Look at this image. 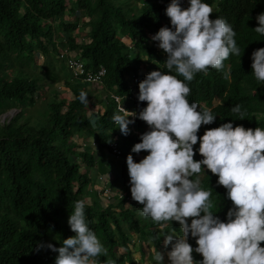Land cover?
Returning a JSON list of instances; mask_svg holds the SVG:
<instances>
[{"label": "trees", "instance_id": "16d2710c", "mask_svg": "<svg viewBox=\"0 0 264 264\" xmlns=\"http://www.w3.org/2000/svg\"><path fill=\"white\" fill-rule=\"evenodd\" d=\"M202 2L213 8L210 19L221 17L232 25L238 46L251 53L264 46V36L254 30L259 26L256 17L264 13V0ZM67 15L74 20L66 22ZM78 25L88 29L81 42L75 37ZM164 26L167 25L163 9L156 0H0V108L33 105L39 93L48 89L45 85L62 82L71 94L70 99H58L56 89L50 88L43 121L30 123L21 111L10 121L0 122V264H55L58 253L46 248L37 250V245L51 243L59 248L64 239L75 235L68 220L79 200L85 202L89 227L108 250L106 256L98 257L100 264H134L133 234L152 242L155 249L163 248L160 240L153 239L157 224L151 218L140 231L137 216L133 222L124 224L125 213L133 214L124 207L125 198L105 208L95 198L87 203L85 193L91 182L90 171L96 168V155L83 146L79 148L72 138L86 133L100 151V157L111 141L119 139L127 149L125 163L129 154L139 162L131 149L140 138L119 131L112 119L118 112L116 104L108 97L100 102L103 109L99 106L94 119L87 116L89 105L95 107V103L82 104L78 97L81 91L88 94L86 85L54 71L58 50L53 43L58 41L70 53L76 52L87 64V70L103 67L104 91L125 98L124 104L138 113L147 106L146 102L138 101L139 82L151 71L168 72L164 64L167 54L151 44V37ZM61 32L63 38L56 37ZM124 37L130 40L131 47L122 41ZM243 47L241 62H235L234 58L223 71L209 69L206 74L197 73L189 84L190 103L217 102L213 114L218 118L204 125L206 130L229 123L230 118H236L234 127L264 129V82L247 72ZM37 52L49 58L43 78L27 70ZM143 62L147 69L142 74L138 66ZM229 68L231 78L225 79L224 71ZM170 74L176 75L174 71ZM178 78L183 80L182 76ZM237 104L247 112L243 120L231 111ZM134 127L139 131L149 128L138 118ZM198 148L199 145L194 149L197 161L201 160ZM139 154L148 155L144 151ZM118 177L114 174L113 181ZM122 178L121 188L130 189V177L122 175ZM200 180L201 187L212 192L213 213L227 222V211L232 207L227 190L217 184L218 177L209 170ZM167 229L181 235L178 222L167 224ZM189 239L193 243L197 238L189 234ZM261 246L264 247V242ZM202 259L201 254L196 257Z\"/></svg>", "mask_w": 264, "mask_h": 264}, {"label": "clouds", "instance_id": "9594fccd", "mask_svg": "<svg viewBox=\"0 0 264 264\" xmlns=\"http://www.w3.org/2000/svg\"><path fill=\"white\" fill-rule=\"evenodd\" d=\"M185 1L183 7L182 0L169 1L166 9L161 6L167 26L151 37V44L167 54L164 64L168 72L151 71L139 82L138 101L146 102L147 106L136 113L124 104L125 98L105 94V98L113 101L111 96L120 99L119 107L114 101L118 112L112 119L123 135L131 132L140 138L131 149L140 160L135 162L131 154L126 158L130 189L124 190L120 185L118 193L114 194L105 185L101 189L94 188V198L107 202L100 205L102 208L116 205L125 198L124 207L131 209L134 203L138 219L151 218L157 224L153 229L157 235L153 239L160 240L163 248L155 249L152 242L140 240L133 234L134 246L143 249L142 254L137 247V252L134 249L131 252L134 264H164L165 258L170 264H264V247L261 246L264 242V129L234 127L236 118H230L229 123L206 130L204 125L218 118L213 114L217 102L208 105L188 100L189 84L197 73L206 74L209 69L223 71L234 58H237L235 62H241L243 46L237 45L236 32L224 18L210 19L213 8L209 4L202 0ZM256 20L259 26L254 30L264 36V13ZM57 50L58 60L69 72L66 58L81 62L88 72L104 69L87 70V64L76 52L70 53L65 47ZM243 55H246L247 72L264 82V46L253 53L245 49ZM173 71L176 75L170 74ZM180 76L183 80L178 78ZM72 78L97 87L96 91H104L103 80L100 85H94ZM224 78H231L230 68L224 71ZM62 87L65 88L63 84ZM87 97V92L81 91L78 99L87 106ZM241 107L237 104L231 111L243 120L247 112ZM136 118L146 122L150 129L136 130ZM111 143L117 145L119 155L112 151ZM198 145L201 160L197 161L194 149ZM105 150L118 161L123 155L122 142L115 139ZM105 150L101 157L96 154V164L100 159L105 161ZM142 151L148 155L141 157ZM206 170L218 177L217 184L227 190L232 202L227 222L213 213L212 192L201 187L200 176L206 174ZM194 176L196 178L192 179ZM89 187L90 184L85 193L87 197ZM137 202L143 206L140 213ZM174 221L179 223L181 235L167 229V224ZM68 224L75 235L64 239L61 247L39 243L37 250L46 248L57 252L55 264H100L98 257L106 256L108 250L89 227L83 200L75 202ZM189 234L197 238L195 242L190 241ZM144 244L150 246L149 251L144 252ZM199 254L202 260H196Z\"/></svg>", "mask_w": 264, "mask_h": 264}, {"label": "rangeland", "instance_id": "374dc122", "mask_svg": "<svg viewBox=\"0 0 264 264\" xmlns=\"http://www.w3.org/2000/svg\"><path fill=\"white\" fill-rule=\"evenodd\" d=\"M70 20H74V18H70V16L67 15L66 22H71ZM85 21H86L85 19L82 20V22H85ZM87 30L88 29L84 30L82 26L78 25L77 30L75 32V37L77 39L76 40L77 42H81V38H83L82 36L85 35V32H87ZM56 37L63 38V33L61 32V33L56 34ZM122 41L126 44L127 47L132 46L129 39L124 38V39H122ZM53 45H54L53 47L54 48L56 47L57 49H62L64 47V45H62L58 41H55L53 43ZM50 54H51V51H50ZM48 59L46 57H44L41 53L37 52L35 54L34 62L30 65V67L27 70L29 72H32V73H38L39 76L41 78H43L44 77L43 75L45 74V72H47L46 63H47ZM54 66H55V68H54L55 72H58L59 74L62 73V75H65V77H67L68 79H73L71 73L68 70H66L65 66L62 64V62H60L58 60L57 57L55 58ZM138 67L140 68V70L143 74L145 72V69H147L146 62L141 63ZM61 70L63 72H61ZM129 78H132V74L129 75ZM73 80H75V79H73ZM61 83H57V84L49 86V87L45 85V87H47L48 89L45 92L41 91L39 93V95L36 97L35 103L31 106L27 105V106L17 107L15 109H6L5 106H2L0 111L4 110V112L0 115V122L5 123V122L10 121L13 117H15L21 111L23 114L22 117H25L26 120H28L30 123H34V121L35 122L36 121H43L44 117L46 116L45 113L47 112L45 104L50 99V96H51L50 88L54 87L56 89V91L58 92V95H57L58 99L67 100V99L71 98V94L69 93V91L66 88L62 87ZM86 88L88 89L89 101L90 102L93 101L95 103V107L89 105V107L86 111V114L88 117H91L92 119H94L99 106H100V110L103 109V103H100V102L103 101V99H105V94H107V92H104L101 89H97V91H96L97 87H95V86L92 87V85H86ZM21 121L23 122V120H21ZM71 141L73 143H76L77 145H79L80 146L79 148H81L83 146L89 152H92L95 155L100 153V151L96 147L93 146L92 138L88 137L86 133H80L78 135H75ZM122 150H123V155L118 161L113 160L107 150L104 151L106 168L108 171V174H106V176L99 177V175L97 174L96 168L91 169V172L89 174L90 178H91V182H90L91 187L88 188V195H89L87 197L88 200L86 198V201L88 204L91 203L92 200H94V199H92L95 197L94 188H100L101 189L105 185H107L110 187V189L113 190L114 194H116V193H118L117 191L120 189L121 184L119 182H121L123 180L122 175H127L129 177L127 164L124 162V157H125L124 154L127 155V153H126L127 149H126V147H124V148L122 147ZM81 168L84 169V167L82 165H81ZM114 174L119 175V177L116 181H113ZM95 200H97V199H95ZM115 202L116 201L114 200L113 203H115ZM100 203L102 206L107 204V202L105 200H103L102 202L100 201ZM137 204L140 205L138 202H137ZM132 206L134 209L131 208L130 210L133 214L129 215V214L125 213L124 217H122V218H124L123 221H124L125 225H128L130 222H133L134 220H136L135 219V217H136L135 204L133 203ZM141 208L142 207L140 205L139 213H140ZM148 221H149V218H145L143 216H141V219L137 218V231H140V228H143L144 224H146ZM138 238H140V237L138 236ZM160 239H162V237H160ZM136 247L137 246H135V248H133V249L135 250ZM143 248L145 249L144 252H147V251H149L150 246L145 245V247H143ZM137 249H139L140 254L143 253V249L140 246H138ZM135 252H137V250H135ZM117 255H120V252H117ZM134 256H135V261L137 263L138 262V254L136 253V254H134ZM153 258H154L153 256H150L151 260H153ZM169 262L170 261L168 260V258H165L164 264H168Z\"/></svg>", "mask_w": 264, "mask_h": 264}, {"label": "built area", "instance_id": "2783aa9c", "mask_svg": "<svg viewBox=\"0 0 264 264\" xmlns=\"http://www.w3.org/2000/svg\"><path fill=\"white\" fill-rule=\"evenodd\" d=\"M169 1L171 0H168V2L163 1V0H158L157 3L160 6H162L164 9H166L168 4L170 3ZM185 2H186L185 0H182V7L185 4ZM165 16H166V13H165ZM169 21H170V18H169ZM61 57H64V56L61 55ZM66 63H67V66L70 70L72 77L81 80L85 84L100 85L102 83L103 77L105 75L104 69H100L95 73L88 72L85 70L84 65L74 58H66ZM111 97L114 99L116 103H118L117 107H119L120 99L115 96H111ZM110 148L112 149L113 152L119 155V151L117 150V145L115 143H111Z\"/></svg>", "mask_w": 264, "mask_h": 264}, {"label": "water", "instance_id": "95a60500", "mask_svg": "<svg viewBox=\"0 0 264 264\" xmlns=\"http://www.w3.org/2000/svg\"><path fill=\"white\" fill-rule=\"evenodd\" d=\"M96 169H97V173L98 175L100 176H104L106 175L107 171H106V162L102 159L98 160L97 161V164H96Z\"/></svg>", "mask_w": 264, "mask_h": 264}]
</instances>
